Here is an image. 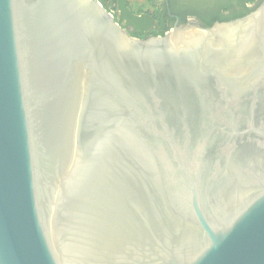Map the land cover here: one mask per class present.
<instances>
[{"label": "water", "instance_id": "obj_1", "mask_svg": "<svg viewBox=\"0 0 264 264\" xmlns=\"http://www.w3.org/2000/svg\"><path fill=\"white\" fill-rule=\"evenodd\" d=\"M0 264H264V0L147 38L0 0Z\"/></svg>", "mask_w": 264, "mask_h": 264}, {"label": "flooded vegetation", "instance_id": "obj_2", "mask_svg": "<svg viewBox=\"0 0 264 264\" xmlns=\"http://www.w3.org/2000/svg\"><path fill=\"white\" fill-rule=\"evenodd\" d=\"M121 24L130 32H161L175 24L204 26L229 21L254 10L262 0H108Z\"/></svg>", "mask_w": 264, "mask_h": 264}, {"label": "trees", "instance_id": "obj_3", "mask_svg": "<svg viewBox=\"0 0 264 264\" xmlns=\"http://www.w3.org/2000/svg\"><path fill=\"white\" fill-rule=\"evenodd\" d=\"M101 2L104 4V6L106 8H108L109 10L111 9L108 5V3L105 2V0H101ZM122 6L124 8H126V0H122ZM116 19L121 22V19L119 20L118 16L116 13H114ZM211 24L207 25V26H210ZM170 28H166L164 31H161V32H145V31H142V30H137V31H133L131 32L132 35H135V36H138V37H141V38H147L149 36H152V35H159V34H164L167 30H169Z\"/></svg>", "mask_w": 264, "mask_h": 264}, {"label": "rangeland", "instance_id": "obj_4", "mask_svg": "<svg viewBox=\"0 0 264 264\" xmlns=\"http://www.w3.org/2000/svg\"><path fill=\"white\" fill-rule=\"evenodd\" d=\"M106 3H108L109 1L108 0H105Z\"/></svg>", "mask_w": 264, "mask_h": 264}]
</instances>
